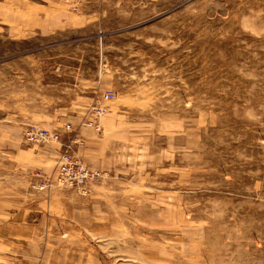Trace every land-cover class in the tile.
Returning a JSON list of instances; mask_svg holds the SVG:
<instances>
[{"label":"rangeland","instance_id":"obj_1","mask_svg":"<svg viewBox=\"0 0 264 264\" xmlns=\"http://www.w3.org/2000/svg\"><path fill=\"white\" fill-rule=\"evenodd\" d=\"M58 15L91 26L40 33ZM78 80L93 82L100 133L113 118L125 137L100 168L76 137L101 176L85 196L64 189L84 223L6 233L21 238L14 264H264V0H0V236L19 221L2 200L35 194L3 130ZM87 113L68 126L95 138Z\"/></svg>","mask_w":264,"mask_h":264},{"label":"crops","instance_id":"obj_2","mask_svg":"<svg viewBox=\"0 0 264 264\" xmlns=\"http://www.w3.org/2000/svg\"><path fill=\"white\" fill-rule=\"evenodd\" d=\"M58 16L51 19L55 22V24H48L50 27H47L46 23L42 26L40 33L46 35L52 34L54 30L77 33L82 32L85 28L87 29L91 26L86 22V19H82L80 17L73 18L72 16ZM25 31L34 32L31 28L26 29ZM55 71H57V69ZM93 87V82L89 83L87 80H78L68 83L66 88L53 87V90H59V93H63L64 96L55 98L54 100L53 98H46L45 96H42L40 99L46 104V106L39 108L38 110L36 109V111H33L34 114L22 119L19 122L20 125L18 128H4V137H11L10 142L12 143L13 149L11 156L17 160L16 169L18 168L21 172L20 176L24 183H26V187L28 186V189L30 178L29 174L25 172H30L31 170L44 174H50L53 172L63 146L69 144L72 139L77 141L76 137L80 138L81 136L84 139V152H90L89 157L94 160L90 162L86 159L85 162L87 164L100 168L106 160H111V157L106 154L107 145L108 147H111L114 144V140L111 138L117 140L125 137L123 131L117 128H109V122L113 121V118H111L112 120H109V118L104 120L106 131L105 133L101 132L100 135L95 138L89 137V131L83 130L81 127L74 128L76 130L72 132L70 129H64L68 126V124H77V122L85 117L86 111L89 109L88 105L98 102V98H94ZM53 101L58 102L61 106L57 109L47 107L48 104H54ZM41 116H47L52 120V123L49 126L50 128L47 131L51 133H58L60 135L57 143L28 144L23 140V134L27 128L34 126L36 129L44 128L42 126L45 125L39 126L41 122L40 124H37ZM79 149L80 148L77 145L71 146V154L78 157ZM92 186L93 183L88 185V191L91 190ZM34 193V195H31L30 192H26V195H13L11 203L13 204L12 207H9L7 204L11 200H2L3 204L6 205L4 206L5 215L11 217L12 219L16 217L19 218L18 223L12 221V223L9 224L12 227L10 231L7 230L2 236H0V250L2 251L0 256L3 255L2 259H5L4 261L6 264H14V259L9 256V249L15 250L14 247L18 246V243L16 242L21 239L20 236H10L6 235V233L11 232L17 234L18 231H26L27 233L34 235L35 241L38 233L45 234L52 232V234H55V237L58 234V237L60 238L62 234H66L72 229L73 224L81 227L84 223L83 210L81 212L79 209L71 208L72 210L68 211V207H66L67 204L69 205L70 203L78 205L80 199L75 197V195L64 192V189H55L47 193ZM14 201L22 202L19 204L20 209L15 206ZM63 204H65L64 208L58 207L63 206ZM53 206L55 207L53 208ZM79 215H81L80 219ZM24 247L27 248L29 246Z\"/></svg>","mask_w":264,"mask_h":264},{"label":"built area","instance_id":"obj_3","mask_svg":"<svg viewBox=\"0 0 264 264\" xmlns=\"http://www.w3.org/2000/svg\"><path fill=\"white\" fill-rule=\"evenodd\" d=\"M103 101H110L113 98L111 92L102 94ZM103 112L98 107H91L88 110V117L84 119L83 126L99 134L101 131L99 118ZM69 130V126L64 128ZM60 138L58 133H51L45 129L29 127L23 134V140L28 144L57 143ZM72 139L69 144L63 146L58 156L57 164L53 172L44 174L32 171L29 174V189L33 192L47 193L55 189L70 190L78 196H85L88 193V185L97 181L101 176L97 171L85 166L81 161L71 154V146L79 145Z\"/></svg>","mask_w":264,"mask_h":264}]
</instances>
